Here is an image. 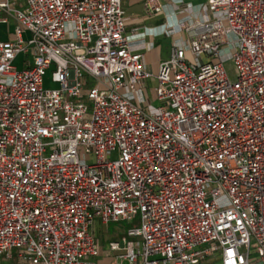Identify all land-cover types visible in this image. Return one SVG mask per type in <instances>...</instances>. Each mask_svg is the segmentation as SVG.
Returning <instances> with one entry per match:
<instances>
[{
	"label": "built area",
	"instance_id": "built-area-1",
	"mask_svg": "<svg viewBox=\"0 0 264 264\" xmlns=\"http://www.w3.org/2000/svg\"><path fill=\"white\" fill-rule=\"evenodd\" d=\"M201 1L152 75L123 0H0V264H97L137 216L118 264H264V0Z\"/></svg>",
	"mask_w": 264,
	"mask_h": 264
},
{
	"label": "crops",
	"instance_id": "crops-1",
	"mask_svg": "<svg viewBox=\"0 0 264 264\" xmlns=\"http://www.w3.org/2000/svg\"><path fill=\"white\" fill-rule=\"evenodd\" d=\"M11 1L16 9H22L26 0ZM145 1L123 0L125 34L128 37L130 49L141 54L143 67L152 75H155L158 65L168 58L173 44L177 42L187 43L189 41V35L180 30L179 24L189 20H199L203 14V1L158 0L161 8L158 13H146L144 10ZM13 28L14 23L11 20L8 24L0 23V41H8L12 38ZM25 61H30V59L19 56L15 60L14 66L16 67V64L19 65L20 69L18 70H21ZM149 82L155 86L154 79L146 82V98L148 104L156 107L152 105L153 101L149 98ZM93 230L94 227L92 232ZM98 244L100 256L97 258L96 263L118 264L115 255L108 252L107 244L103 245L99 242Z\"/></svg>",
	"mask_w": 264,
	"mask_h": 264
},
{
	"label": "rangeland",
	"instance_id": "rangeland-1",
	"mask_svg": "<svg viewBox=\"0 0 264 264\" xmlns=\"http://www.w3.org/2000/svg\"><path fill=\"white\" fill-rule=\"evenodd\" d=\"M17 69H20L19 65L16 64ZM225 70L228 74V77L230 80L234 79V67L232 62L227 59V62L225 63ZM153 84L149 82L148 85V93L149 98L153 101V106H158V103L155 101V96L153 92ZM117 155L116 153H113L111 156L112 159H116ZM139 227V216L135 217V219L132 221V223L127 222H109L106 226L99 224L98 222L94 226V235L98 239V242L106 245L109 242L117 241L120 239L122 235L126 233L128 229H133ZM15 253V251H13ZM1 264H15V261L9 262V261H1ZM123 264H127V262H123ZM219 264V263H214Z\"/></svg>",
	"mask_w": 264,
	"mask_h": 264
}]
</instances>
